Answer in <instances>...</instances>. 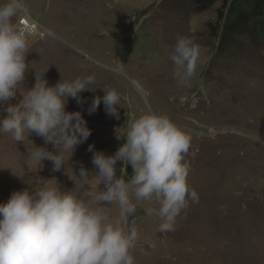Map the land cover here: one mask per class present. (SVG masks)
Listing matches in <instances>:
<instances>
[{"label":"rangeland","instance_id":"rangeland-1","mask_svg":"<svg viewBox=\"0 0 264 264\" xmlns=\"http://www.w3.org/2000/svg\"><path fill=\"white\" fill-rule=\"evenodd\" d=\"M25 3L29 17L55 37L30 39L28 71L5 107L22 99L35 75L50 86L94 75L90 87L95 90L80 93L85 103L68 98L66 105V111L81 112L91 135L72 154L62 153L64 166L53 171L50 161L40 167L27 157L33 143L54 151L51 144L35 133L25 132L24 141L16 142L10 133L0 132V203L13 191L41 183L89 199L94 181L82 184L78 178L81 167L96 171L88 146L113 155L125 142L122 136L133 116L165 114L191 137L184 159L189 164L187 185L198 202L188 199L172 230L160 232L159 204L132 197L136 211L128 220L138 232L131 250L134 264H264V46L242 37L235 47L217 51L219 38L209 26L218 19L220 1L205 12H196L191 0ZM177 35L191 38L200 51L187 86L174 77L168 58ZM101 89H115L121 96L119 119L106 114L102 101L88 114L93 97L103 96ZM121 166L118 161V177ZM124 167V178L130 179L131 165ZM105 211L116 217L118 206Z\"/></svg>","mask_w":264,"mask_h":264},{"label":"clouds","instance_id":"clouds-1","mask_svg":"<svg viewBox=\"0 0 264 264\" xmlns=\"http://www.w3.org/2000/svg\"><path fill=\"white\" fill-rule=\"evenodd\" d=\"M27 11L25 0L0 3V110L6 113L0 116V132L10 133L16 142L24 141L25 132L35 133L54 151L33 143L27 157L40 167L48 160L53 171H60L65 163L62 153L72 154L91 135L80 111H66L68 98L85 103L80 93L95 90L90 87L95 76L60 79L50 86L42 75H35L34 85L24 91L22 99L5 107L28 71L30 38L55 37L51 29L38 24L21 27L13 22ZM199 57V46L191 38L176 36L168 58L181 85L187 86L195 75ZM101 90L103 96L93 97L88 114L102 101L106 114L119 119L121 96L115 89ZM122 137L125 142L113 155L88 146L96 171L81 167L78 178L82 184L94 181L95 191L89 199L41 183L13 191L6 203H0V264H134L131 250L138 232L128 220L136 211L132 197L137 202H157L155 211L163 221L158 231L172 230L188 199L198 202L197 193L187 185L189 164L184 157L191 145L190 135L165 114L145 113L129 120ZM118 161L122 162L119 177ZM129 164L133 174L125 180L124 165ZM100 184L104 185L102 191L98 190ZM112 204L118 206L116 217L105 211ZM153 211L149 209L148 214Z\"/></svg>","mask_w":264,"mask_h":264},{"label":"trees","instance_id":"trees-1","mask_svg":"<svg viewBox=\"0 0 264 264\" xmlns=\"http://www.w3.org/2000/svg\"><path fill=\"white\" fill-rule=\"evenodd\" d=\"M218 1V19L209 26L212 35L219 38L217 51L235 47L242 37L264 46V0H191L196 12L208 11Z\"/></svg>","mask_w":264,"mask_h":264},{"label":"built area","instance_id":"built-area-1","mask_svg":"<svg viewBox=\"0 0 264 264\" xmlns=\"http://www.w3.org/2000/svg\"><path fill=\"white\" fill-rule=\"evenodd\" d=\"M18 25L19 26H21V27H23V26H25V25H27V24H29V23H32V24H37L36 22H34L30 17H29V15L28 14H26V16H20V18L18 19ZM33 38H36V39H38V40H41V39H39L38 37H31L30 39H33ZM30 41V40H29Z\"/></svg>","mask_w":264,"mask_h":264}]
</instances>
